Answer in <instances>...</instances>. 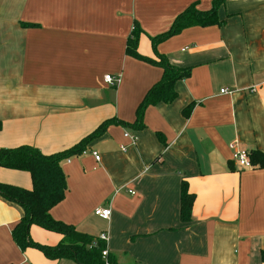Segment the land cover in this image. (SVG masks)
Returning <instances> with one entry per match:
<instances>
[{"label":"crops","instance_id":"obj_1","mask_svg":"<svg viewBox=\"0 0 264 264\" xmlns=\"http://www.w3.org/2000/svg\"><path fill=\"white\" fill-rule=\"evenodd\" d=\"M193 4L207 11L212 0H0V150L52 154L105 120L134 123L163 69L127 53L133 26L143 30L138 53L156 59L151 37ZM218 19L157 45L191 69L176 99L148 106L142 128L110 124L62 162L68 188L51 216L106 233L118 264H264V166L240 167L230 147L264 154V0H225ZM108 74L120 82L107 83ZM184 181L195 196L189 222L180 216ZM0 183L33 187L29 172L2 166ZM23 215L0 195V264H80L21 249L12 232ZM30 235L52 246L63 239L37 225Z\"/></svg>","mask_w":264,"mask_h":264},{"label":"trees","instance_id":"obj_2","mask_svg":"<svg viewBox=\"0 0 264 264\" xmlns=\"http://www.w3.org/2000/svg\"><path fill=\"white\" fill-rule=\"evenodd\" d=\"M225 0H212L210 10L201 11L195 4L186 8L174 20L171 27L161 34L151 37L152 46L157 54L156 59L138 53V42L142 33L141 27L134 24L127 42V53L139 59L149 61L163 69L162 78L147 92L136 111V121L132 124L119 119H108L102 122L93 132L84 137L74 146L62 151L45 154L39 148L31 145H21L15 148H2L0 150V166L27 171L32 177L31 189L20 186L0 183V195L8 200L19 203L24 209V215L15 225L12 235L21 249L36 247L50 259H74L80 264H104L102 251L106 243L99 237L90 236L78 231L74 226L54 219L50 210L64 200L68 188L67 176L62 167L65 159L85 152L88 145L96 138L102 136L110 124L117 123L142 128L146 108L160 102L170 103L177 98L176 82L190 75V68L178 67L170 63L167 56L157 51V45L182 30L200 25L207 26L220 24L218 9ZM191 107L185 109L188 114ZM1 129V122H0ZM254 166H264V154L254 152L250 154ZM195 196L189 191L187 182L181 186L180 216L183 222H189L192 216V207ZM37 225L50 231L63 235L62 241L55 245L36 242L30 235V227ZM264 260V252L262 253ZM111 264H118L109 255Z\"/></svg>","mask_w":264,"mask_h":264},{"label":"built area","instance_id":"obj_3","mask_svg":"<svg viewBox=\"0 0 264 264\" xmlns=\"http://www.w3.org/2000/svg\"><path fill=\"white\" fill-rule=\"evenodd\" d=\"M105 81L111 85H116L117 83L120 82V78L113 76L111 74H108L105 76ZM221 92H228V90L223 89L221 90ZM126 137H129L131 139L132 144H136L137 143V137L133 136L132 134H130L129 132L125 133ZM230 147L233 150V160L242 168H254L255 166L253 165L251 159H250V152L247 149L244 148H240L238 145V142L235 141L233 142ZM122 149L125 151L126 147L122 146ZM95 158L97 160H100V155L97 152H94ZM95 214L103 219H109L111 217L112 214V210L110 207H98L95 209ZM99 239L103 240L106 243V247L104 248V250L102 251V256L104 259V264H111V262L109 261V249L107 247V243H108V235L106 233H102L99 236Z\"/></svg>","mask_w":264,"mask_h":264}]
</instances>
